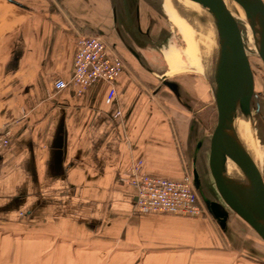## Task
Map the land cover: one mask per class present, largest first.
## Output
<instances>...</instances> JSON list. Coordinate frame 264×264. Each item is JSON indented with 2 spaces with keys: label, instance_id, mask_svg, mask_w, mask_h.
<instances>
[{
  "label": "crops",
  "instance_id": "obj_1",
  "mask_svg": "<svg viewBox=\"0 0 264 264\" xmlns=\"http://www.w3.org/2000/svg\"><path fill=\"white\" fill-rule=\"evenodd\" d=\"M14 1L0 0V129L11 137L0 151V264H264V241L231 211L223 229L209 211L135 207V161L171 179L203 163L202 82L165 84L171 34L149 2ZM88 34L125 68L78 95L70 81Z\"/></svg>",
  "mask_w": 264,
  "mask_h": 264
},
{
  "label": "water",
  "instance_id": "obj_2",
  "mask_svg": "<svg viewBox=\"0 0 264 264\" xmlns=\"http://www.w3.org/2000/svg\"><path fill=\"white\" fill-rule=\"evenodd\" d=\"M194 1L205 2L213 11L212 49L206 76L216 105L217 121L210 139L209 169L224 203L203 196L196 168L193 169L194 184L204 197L208 211L223 229L227 228L231 211L264 241V176L259 156L245 136L240 118V98L254 118V130L253 103L257 114L261 113V95L255 90V75L247 54L243 28L234 14L233 0ZM237 1L264 64V0ZM162 79L177 92L174 81L166 80V76ZM202 145L200 141L194 161Z\"/></svg>",
  "mask_w": 264,
  "mask_h": 264
},
{
  "label": "built area",
  "instance_id": "obj_3",
  "mask_svg": "<svg viewBox=\"0 0 264 264\" xmlns=\"http://www.w3.org/2000/svg\"><path fill=\"white\" fill-rule=\"evenodd\" d=\"M123 57L99 34L82 35L77 39L74 60V74L70 81L78 95L99 81L112 83L124 70ZM69 82L56 78L54 87L58 90ZM116 94L111 87L108 99ZM10 131L0 129V151L10 144ZM142 161H135L130 168L131 183L136 189L135 207L140 212L165 213L200 217L208 211L199 196L191 171L181 179L151 175L143 171Z\"/></svg>",
  "mask_w": 264,
  "mask_h": 264
},
{
  "label": "rangeland",
  "instance_id": "obj_4",
  "mask_svg": "<svg viewBox=\"0 0 264 264\" xmlns=\"http://www.w3.org/2000/svg\"><path fill=\"white\" fill-rule=\"evenodd\" d=\"M132 4L133 2H143L144 0H130ZM122 2V0H121ZM149 7L152 9L151 15H153V20L159 23V20H162L165 25L170 30V46L167 45L164 47V52L166 55V59L163 60L160 65L162 70L167 71L169 74L168 78L172 81L178 80L182 83H188V79L193 81L202 82L201 89V100L199 99L200 106L196 105L197 108V117L200 119L199 126L201 128V132L199 133V141L202 142L201 153L203 157V163L201 164L202 171H204L206 175L207 184L204 183L202 187L203 196L210 200L219 201L224 203L217 188L215 186L214 179L211 175L209 169V149H210V139L212 136V132L215 128L217 121V111L216 105L214 101V97L212 94L211 87L209 85L206 71L198 70L197 65L193 63L191 60H188L185 54L182 55L180 52H186L190 50L189 44L193 38L190 37V32L188 30H182V27L177 25L172 17L167 16L164 11V2L163 0H148ZM123 3V2H122ZM241 26L243 28V34L245 42L254 40L253 33L249 25L246 22L239 20ZM186 28V27H185ZM163 33L168 36L167 32L163 30ZM252 49V46H251ZM248 47H246L247 54L249 56L252 69L255 75V90L261 95L262 102V116H257L255 118V142L257 144V153L259 156V161L261 164L262 172L264 175V64L260 58L258 51H252ZM179 52V53H178ZM179 54L181 55L180 61H178ZM169 55L168 59L167 56ZM164 54L161 56L163 57ZM164 59V58H163ZM176 65V66H175ZM177 75V76H176ZM179 75V76H178ZM181 75V76H180ZM210 89V90H208ZM194 98H188L186 101L193 102ZM200 198L205 204L204 197L198 191ZM206 206V205H205ZM252 229V228H251ZM260 241H263L260 236H258Z\"/></svg>",
  "mask_w": 264,
  "mask_h": 264
},
{
  "label": "bare ground",
  "instance_id": "obj_5",
  "mask_svg": "<svg viewBox=\"0 0 264 264\" xmlns=\"http://www.w3.org/2000/svg\"><path fill=\"white\" fill-rule=\"evenodd\" d=\"M163 2L166 15L172 17L175 23L182 27V30H188L191 34L189 38H193L192 40H194L189 44L190 50L182 53L180 52V54L182 55L184 53L188 60H191L197 65L196 67L197 69L199 68L198 70L206 71L212 49V9H210L205 2L194 0H163ZM233 9L237 19L247 23L241 5L237 0H233ZM247 25L249 24L247 23ZM245 46L248 47V49L249 46L250 49L252 46L251 50L257 51L254 40L245 42ZM180 54L178 61L182 59ZM240 103V118L243 131L257 152V144L255 142L256 134L253 127L254 118L250 116L243 98H240Z\"/></svg>",
  "mask_w": 264,
  "mask_h": 264
},
{
  "label": "flooded vegetation",
  "instance_id": "obj_6",
  "mask_svg": "<svg viewBox=\"0 0 264 264\" xmlns=\"http://www.w3.org/2000/svg\"><path fill=\"white\" fill-rule=\"evenodd\" d=\"M122 2L124 4H128V2H130L132 4V2L130 0H122ZM139 15H140V12L137 11L136 14H135V16L138 17ZM260 110H261V113L260 114H257V112H256V104L253 103V113H254L255 118L257 116H259V117L261 116L263 118V116H262V102H261V108H260ZM202 168H201V163L200 164L199 163L196 164V169H197V171L199 173V180H200V187L201 188L203 187L204 183L207 184L206 175H205L204 171H202Z\"/></svg>",
  "mask_w": 264,
  "mask_h": 264
}]
</instances>
